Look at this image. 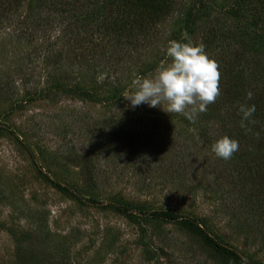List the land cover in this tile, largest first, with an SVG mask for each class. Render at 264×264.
Instances as JSON below:
<instances>
[{
	"label": "rangeland",
	"instance_id": "374dc122",
	"mask_svg": "<svg viewBox=\"0 0 264 264\" xmlns=\"http://www.w3.org/2000/svg\"><path fill=\"white\" fill-rule=\"evenodd\" d=\"M11 1L0 15V264H219L179 223L149 215L157 211L193 218L222 246L264 264L263 210L244 207L221 183L229 159L200 137L205 126L214 142L217 120L187 125L163 103L132 108L123 98L135 76L150 77L149 64L165 58L175 14L154 45L132 52L126 43L103 45L96 31L39 29L47 19L23 22L26 4ZM213 1L212 18L200 19L190 40L204 48L214 41L204 51L217 65L243 40L246 57L255 56L263 0ZM234 6L241 14L227 15ZM86 89L97 95L82 96ZM127 123L132 137L118 139L112 131Z\"/></svg>",
	"mask_w": 264,
	"mask_h": 264
},
{
	"label": "trees",
	"instance_id": "16d2710c",
	"mask_svg": "<svg viewBox=\"0 0 264 264\" xmlns=\"http://www.w3.org/2000/svg\"><path fill=\"white\" fill-rule=\"evenodd\" d=\"M8 1L11 0L0 1V15L6 13L5 5L9 4ZM205 1L198 0L185 5L179 4V0H17V5L22 7L26 4L23 22L33 20L37 25L47 19L46 24L40 26L39 29L48 30L52 23L53 27L60 25L64 32L73 31L77 35H79V30L80 32L82 30V33L86 30L96 31L104 37L103 45L113 42H116L117 45L126 43L132 47L133 52L143 43H148L146 46L154 45L156 41L154 36L157 35L158 28L173 14L177 20L174 24L175 30L168 39L183 41L184 33H187L190 39L196 32L199 20L211 19L215 12L212 10L215 5L214 1ZM239 1L247 2V0ZM262 4L264 7V0ZM239 9L236 6L228 8L226 14L240 15L241 10ZM33 10L36 11V14ZM43 10L48 13L44 17L41 12ZM221 10L223 11V8ZM256 17L260 16L256 14ZM216 28L221 31V26H216L215 33L218 32ZM235 29L236 27L227 30L236 31ZM215 36L222 37L221 34ZM213 37L208 40H213ZM234 38H236L234 33L227 36V40L234 41ZM259 39L261 40L259 41ZM221 41L224 43V39ZM213 42L207 43L204 50L211 52L209 47L213 45ZM231 43L230 41V45ZM256 43V55H251V57H246L248 45L244 40L236 43L242 50L230 48L229 51H223L222 55H226V58L229 55L234 58L229 61L224 58L222 63L217 65L220 74V94L213 103L207 106L205 112L197 115L195 122L208 123L211 122V118H215L220 130L217 138L226 135L238 141L240 149L233 154L225 166H221V173H218L219 177H222L221 183L232 185L233 191H236L244 207L253 209L256 207V210L260 212L263 210L264 216V57L262 56L263 50L260 52V49L264 47V39L257 38V33ZM231 46L233 47V44ZM250 46L254 48L255 45ZM149 68V71L154 70V66L151 64H149ZM92 91L86 89L81 93L84 97L97 95L95 90ZM77 93L75 92V94ZM249 93H251L250 100L248 99ZM242 103L254 104L256 107L253 115L244 122L245 127L243 128L241 127V115L238 112V107ZM178 119L187 125L190 123L181 114L178 115ZM197 127L201 134L200 137L203 139L202 142L211 145L213 142L212 138L207 135V127ZM117 128L112 132L119 137L118 139L132 137L135 130V127L128 126V123L126 126L119 125ZM133 138L134 140L140 139L139 135L133 136ZM101 147L103 148V146ZM55 185L60 190L68 191L67 188ZM117 210L131 215L126 209L118 207ZM149 215L164 222L179 223L191 236L197 238L205 248L210 250L212 257L219 264H257L245 260L231 248L222 246L209 236L193 218L171 211H157ZM258 216L262 217L259 213Z\"/></svg>",
	"mask_w": 264,
	"mask_h": 264
},
{
	"label": "clouds",
	"instance_id": "9594fccd",
	"mask_svg": "<svg viewBox=\"0 0 264 264\" xmlns=\"http://www.w3.org/2000/svg\"><path fill=\"white\" fill-rule=\"evenodd\" d=\"M187 41V42H183ZM183 41L169 40L164 48V59L155 67L150 77L135 76L129 91L123 96L130 107L141 104L161 107L167 113H177L195 123L198 113L207 110L220 94L217 64L208 58L203 44H194L187 33ZM251 99V93L248 94ZM256 111L254 104H240L241 127ZM212 153L224 160L238 151V141L224 135L210 145Z\"/></svg>",
	"mask_w": 264,
	"mask_h": 264
}]
</instances>
